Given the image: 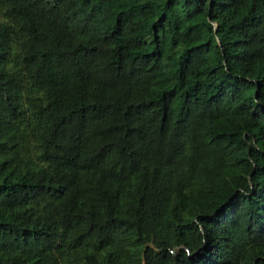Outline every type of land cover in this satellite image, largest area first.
Returning <instances> with one entry per match:
<instances>
[{
  "label": "trees",
  "instance_id": "1",
  "mask_svg": "<svg viewBox=\"0 0 264 264\" xmlns=\"http://www.w3.org/2000/svg\"><path fill=\"white\" fill-rule=\"evenodd\" d=\"M143 256L264 264V0H0V264Z\"/></svg>",
  "mask_w": 264,
  "mask_h": 264
},
{
  "label": "water",
  "instance_id": "2",
  "mask_svg": "<svg viewBox=\"0 0 264 264\" xmlns=\"http://www.w3.org/2000/svg\"><path fill=\"white\" fill-rule=\"evenodd\" d=\"M214 26H215V29H216V27H217L216 24H214ZM148 246H150V247H152V248L155 249V246L152 243H147L146 246H145V250L144 251H146V248ZM177 251H178V249L172 250L173 253H176ZM143 264H146V260H145V257L144 256H143Z\"/></svg>",
  "mask_w": 264,
  "mask_h": 264
}]
</instances>
